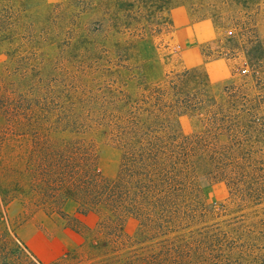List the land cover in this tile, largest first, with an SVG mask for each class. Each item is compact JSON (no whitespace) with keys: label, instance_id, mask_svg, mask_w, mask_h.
Listing matches in <instances>:
<instances>
[{"label":"rangeland","instance_id":"obj_1","mask_svg":"<svg viewBox=\"0 0 264 264\" xmlns=\"http://www.w3.org/2000/svg\"><path fill=\"white\" fill-rule=\"evenodd\" d=\"M247 51L255 56L249 58ZM257 60L264 62V0H0V183L16 184L28 149L36 139H47L49 122L32 124V113L149 109L143 95L187 71L179 86L190 94V109H213L214 101L224 104L231 93L241 97L235 105L243 109V104L251 107L244 95L264 101V64L257 77L250 67ZM56 127L55 141L78 137ZM90 138L99 147L101 172L115 178L121 151L103 132ZM259 138L240 170L256 177L255 189L263 190L257 204L240 205L218 180L239 168L235 172L224 162L198 170L204 201L219 215L217 223L246 220L245 233L252 231L256 251L264 253V134ZM224 153L218 149L222 158ZM5 189H0V264H52L84 244L85 234L74 230L72 219L35 208L26 195L24 202H13L10 188ZM78 208L73 199L64 204L69 217L96 228L99 213L81 215ZM139 228L129 217L126 236L135 238Z\"/></svg>","mask_w":264,"mask_h":264},{"label":"trees","instance_id":"obj_2","mask_svg":"<svg viewBox=\"0 0 264 264\" xmlns=\"http://www.w3.org/2000/svg\"><path fill=\"white\" fill-rule=\"evenodd\" d=\"M247 56L255 54L247 51ZM262 64L250 63L256 77L263 74ZM188 74L145 93L149 109H79L43 117L32 113L31 123L40 126L45 120L50 132L45 141L36 139L28 149L25 169L17 170V183L1 181L0 189L10 188L13 202H24L26 195L35 208L72 219L74 230L85 234L78 250L52 264H264L252 231L245 233L250 226L246 220L229 226L217 223L219 215L204 201L198 170L203 165L223 167L224 162L235 172L239 168L237 174L218 180L226 182L231 198L240 205L257 204L263 190L255 189L256 177L240 170L264 134V101L259 95L248 94L251 99L244 95L251 107L243 104L238 109L235 102L241 97L231 93L224 104L214 101L213 109H190V94L179 86ZM56 124L64 126L63 134L78 137L55 141ZM99 132L121 151L115 178L100 170L99 147L90 138ZM218 149L225 152L224 160ZM260 181L263 186L264 179ZM27 184L29 190L24 191ZM68 199L78 203L81 215L99 213L96 228L65 213ZM211 214L216 217L213 222ZM129 217L139 221L135 238L125 234Z\"/></svg>","mask_w":264,"mask_h":264},{"label":"crops","instance_id":"obj_3","mask_svg":"<svg viewBox=\"0 0 264 264\" xmlns=\"http://www.w3.org/2000/svg\"><path fill=\"white\" fill-rule=\"evenodd\" d=\"M69 204H71V206H73V205H72V202H70ZM76 210H77V209H76Z\"/></svg>","mask_w":264,"mask_h":264}]
</instances>
